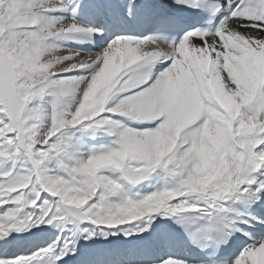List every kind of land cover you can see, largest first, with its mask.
<instances>
[{
	"label": "snow or ice",
	"instance_id": "6c2138e0",
	"mask_svg": "<svg viewBox=\"0 0 264 264\" xmlns=\"http://www.w3.org/2000/svg\"><path fill=\"white\" fill-rule=\"evenodd\" d=\"M0 264H264V0H0Z\"/></svg>",
	"mask_w": 264,
	"mask_h": 264
}]
</instances>
